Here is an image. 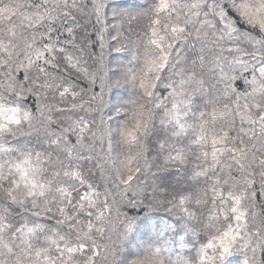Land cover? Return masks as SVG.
I'll return each instance as SVG.
<instances>
[{"label":"snow or ice","instance_id":"6c2138e0","mask_svg":"<svg viewBox=\"0 0 264 264\" xmlns=\"http://www.w3.org/2000/svg\"><path fill=\"white\" fill-rule=\"evenodd\" d=\"M0 264H264V0H0Z\"/></svg>","mask_w":264,"mask_h":264},{"label":"trees","instance_id":"16d2710c","mask_svg":"<svg viewBox=\"0 0 264 264\" xmlns=\"http://www.w3.org/2000/svg\"><path fill=\"white\" fill-rule=\"evenodd\" d=\"M118 2L124 5H132L137 3H143V0H118ZM130 214L132 213L130 212Z\"/></svg>","mask_w":264,"mask_h":264}]
</instances>
